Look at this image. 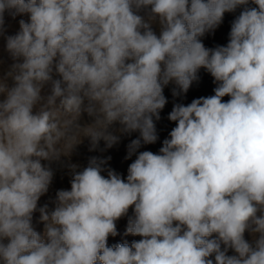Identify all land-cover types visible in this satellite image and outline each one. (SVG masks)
<instances>
[{"label":"clouds","instance_id":"1","mask_svg":"<svg viewBox=\"0 0 264 264\" xmlns=\"http://www.w3.org/2000/svg\"><path fill=\"white\" fill-rule=\"evenodd\" d=\"M249 2L0 0V33L6 11L28 16L0 78V264H264V0L233 20L226 45L200 39ZM201 68L214 95L173 106L159 153L139 152L126 180L106 169L111 157L71 165L70 190L40 209L43 233L33 228L53 178L42 161L83 136L107 149L138 131L126 159L155 143L164 87L187 93ZM82 111L93 123H76ZM130 208L125 235L141 239L109 246Z\"/></svg>","mask_w":264,"mask_h":264},{"label":"rangeland","instance_id":"2","mask_svg":"<svg viewBox=\"0 0 264 264\" xmlns=\"http://www.w3.org/2000/svg\"><path fill=\"white\" fill-rule=\"evenodd\" d=\"M245 7H256V5L251 3V0L248 5L238 6L234 12H226L223 17L222 23L214 30L206 33L201 37V41L206 48L212 49L216 46H223L228 43L229 32L231 29V24L233 20L240 14ZM140 14L144 15L142 11ZM24 19L28 20L27 15H17L13 18L7 11L4 15V30L0 33V78L5 77L6 73L10 70V67L15 61L12 59L10 53L7 50V38L9 36L16 35L20 30L19 21ZM153 30L159 34V28L156 25H153ZM54 79H59L60 77L53 73ZM9 86H12V80L9 78L7 80ZM217 85L214 83V78L208 73L205 69L201 68L198 72V79L192 83L187 93L180 92L177 85L174 82H170L163 89V94L166 97L167 103L164 108L160 111V119L155 120L156 131L158 139L153 144H144L141 142V147L137 149L131 157L128 156V145L132 140L137 139L140 136L138 131L132 132L131 134H120V140L118 143L113 145L111 148H105V142L101 140L97 147L93 150L91 140L87 136L81 137V142L76 144L68 154H62L58 160L54 161H42L41 163L50 166L53 171L52 182L49 185L47 193L42 195L37 202V209L33 212L34 223L39 228H44V223L40 220V209L47 205V209L50 212L55 207V198L58 190L65 189L70 190V181L72 179L73 170L71 165H77L75 171H81L89 163L90 158H107L111 157L105 166L106 169L110 168L116 173L120 174L122 178L126 180L128 166L136 159V156L139 152L142 151H152L153 153H159L160 148L163 145V141L169 137L170 131L176 126L175 122L168 119L169 113L172 111L173 106L176 104L188 105L192 102L193 99L200 97H207L214 95V88ZM50 86H46L45 93H48ZM178 92V95H173V91ZM3 99V96L0 95V100ZM229 99L228 96H225L223 100L226 102ZM87 99L84 101V107L88 105ZM94 117L88 115L86 111H82L81 115L76 121L81 127L90 125L93 123ZM120 125L114 124L109 129L110 131H115ZM107 176V171L102 173ZM134 215L133 209L130 208L126 216L122 217L116 221V228L118 235L115 237H108V245L113 246L116 243H128L131 244L132 241H138L141 239L139 236L125 235L126 227L128 224V219ZM245 239L252 241L253 237L246 232ZM235 254L231 249L228 252V255ZM214 258V257H213Z\"/></svg>","mask_w":264,"mask_h":264},{"label":"built area","instance_id":"3","mask_svg":"<svg viewBox=\"0 0 264 264\" xmlns=\"http://www.w3.org/2000/svg\"><path fill=\"white\" fill-rule=\"evenodd\" d=\"M32 226H33V228H34L36 231L40 232L41 234L43 233L44 228H39V227L36 225V223H34V220H33V214H32ZM4 242L7 243L6 240H5Z\"/></svg>","mask_w":264,"mask_h":264}]
</instances>
